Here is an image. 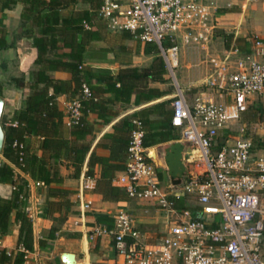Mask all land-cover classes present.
Wrapping results in <instances>:
<instances>
[{
  "label": "built area",
  "instance_id": "1",
  "mask_svg": "<svg viewBox=\"0 0 264 264\" xmlns=\"http://www.w3.org/2000/svg\"><path fill=\"white\" fill-rule=\"evenodd\" d=\"M217 10L212 0H102L99 15L111 32L129 31L142 43L158 45L176 89L172 124L189 145L187 159L192 164L186 180L171 183L168 191L137 122L126 167L113 182L129 199L152 202L169 212L178 211L176 199L183 197L200 204L197 209H181L159 243L140 241L127 211L114 215L113 226L94 225L90 239L111 238L121 264H264V119H244L256 98H264V40L256 39L244 55L236 45L223 53L210 52L218 29ZM179 41L207 53L204 78L188 87H182L176 75ZM89 95V86L83 84V97ZM81 105L80 97L66 103L68 125L81 116ZM237 122H244L242 130L248 128L251 134L230 140L224 132ZM15 145L23 160L26 145ZM85 188L87 184L78 194L83 211L93 204ZM0 250L22 253V264H41V253L22 243L10 250L0 237Z\"/></svg>",
  "mask_w": 264,
  "mask_h": 264
},
{
  "label": "trees",
  "instance_id": "2",
  "mask_svg": "<svg viewBox=\"0 0 264 264\" xmlns=\"http://www.w3.org/2000/svg\"><path fill=\"white\" fill-rule=\"evenodd\" d=\"M17 4L23 6V22L16 37L33 39L31 45L37 50L34 60L37 67L32 71L30 80L25 76L13 78L16 87H31L33 90L24 107L16 109L11 117L6 113L3 115L6 141L2 152L4 160L0 163V183L11 184L14 188L9 197L0 196V234L8 233L15 222L20 230L18 244L22 243L33 249V219L25 209L30 186L23 173L29 174L36 182L49 186V196L54 199L48 200V214L55 221L51 230L55 233L61 229L70 214L75 212L70 191L51 186L64 179L56 159L64 158L74 166L75 176L81 174L92 148L90 138L94 132V123L89 116L95 114L102 122L109 123L120 114L113 107L114 104L130 103L135 95V104L139 106L174 93V85L168 76L160 49L153 42L144 45V53L154 55L152 63L147 67H126L118 74H113L106 68H87L84 65L88 51H110L109 46H95L99 41L108 44L112 41L110 30L99 15L102 0H0L2 10L12 9ZM81 4L84 6H80ZM3 31L6 32V29ZM220 34L224 37L227 48L232 43L242 48L239 44L241 39L234 38L233 33L220 31ZM121 36L127 40L132 39L133 34L124 31ZM249 45L247 43L248 50ZM11 46L13 45L8 42L6 35H0V49ZM53 71L70 72L72 78H55L51 74ZM83 84L90 88L91 95L88 97H83ZM2 88L3 82L0 80V95ZM59 95H67L69 100L81 98L82 114L72 125H68L65 120L67 112L59 106ZM173 99L172 97L156 105L144 107L122 118L115 124L114 132L106 133L100 138L96 146L108 147L111 153L109 156H100L93 151L89 157L86 175L96 179L95 191L103 199L118 201L127 197L121 187L114 185L113 179L126 167L132 134L138 127L137 122L141 123L144 130V146L148 148L176 135L177 127L172 124ZM263 111L260 103H254L244 119L249 122L258 120ZM31 136L40 139L41 152H31L28 143ZM223 139H219V145L223 144ZM15 142L26 145L23 160L20 159L21 149ZM13 164L23 173L17 172ZM97 165L102 166L99 177L95 175ZM183 198L176 199V208L197 209L196 206L187 205ZM56 213L59 216H55ZM98 221L112 226V221L106 216H99ZM164 236L154 243L161 242ZM23 260L20 252L9 255L6 250H0V264H22Z\"/></svg>",
  "mask_w": 264,
  "mask_h": 264
},
{
  "label": "crops",
  "instance_id": "3",
  "mask_svg": "<svg viewBox=\"0 0 264 264\" xmlns=\"http://www.w3.org/2000/svg\"><path fill=\"white\" fill-rule=\"evenodd\" d=\"M212 2L218 7V28L225 30L226 33H233L234 38L241 39L239 44L242 46L240 49L243 55L253 49V46L249 47L250 50L247 49V43L249 42L246 41H250L251 37L264 40V19H262L264 12L254 13V15L251 14L253 15V19L249 20L251 17L245 16L247 9L244 7L247 6L249 0H212ZM80 6H84V4ZM236 6H240L244 10L235 11ZM22 10L23 6L21 4H17L12 9L7 8L2 10L0 7V35H6L8 42L13 45L9 48L0 49V80L3 82L2 96L6 101L5 108L9 107L6 113L9 117L12 116L16 109L25 106L27 98L33 90L31 87H16L13 78L25 76L27 80H30L32 78V71L37 67L34 64L37 50L31 45L33 39L16 37L21 31L23 22L21 18ZM229 19L235 21L229 22ZM3 29H6V32ZM112 33L120 37L118 42L113 43L111 41L109 44L103 41L96 42V47L109 46L110 51H88L84 61V65L87 68H106L112 71L113 74H118L122 68L147 67L152 63L154 55L145 54L144 46H142L140 52L133 53L129 47L124 45L123 41L125 39H122V32ZM243 42H246V46L243 45ZM220 44L221 49L218 50L228 49L224 38L221 39ZM234 44L232 43V45ZM128 52L131 53L128 57H124V53ZM51 74L55 78L64 80H70L72 78V74L67 71H53ZM197 81H192L191 83L186 81L184 87L191 86ZM164 87L167 86L164 85ZM175 91L174 86V93L143 103L139 106L135 104V95H133L130 103L118 102L113 107L119 110L120 114L114 117L109 123L102 122L95 114L89 116V119L94 123V132L90 138L92 148L86 157L81 174L78 176L74 175L75 168L69 161L64 158L56 159L59 172L64 179L62 182L53 183L51 186L63 187L70 191V199L74 203L73 210L75 212L70 214L68 220L62 224L61 229L55 233L51 231L55 221L53 216L48 214V200L54 199L49 196V186L44 184L38 185L29 174L23 173L28 179L30 186V193L26 200L25 209L33 219L34 249L41 253V264H48L49 262L64 264L61 257L64 252L76 253L78 264H121L120 257L116 252L111 238L99 237L92 240L89 237L94 225L103 224L108 226L105 222L98 221L99 216L108 217L112 221L113 226L114 215L120 211H127L132 215L136 228L140 232V241L144 243L153 244L167 234L172 223L181 214L182 210L180 208L176 212H169L167 209L152 202L129 199L128 197L118 201L105 200L101 194L95 191L96 179L88 177L86 172L88 170L89 157L93 151L100 156L110 155L111 151L108 147H97L96 145L104 134L114 132V126L117 122L139 109L153 106L172 98ZM57 99L60 108L65 110L69 96L59 95ZM65 120L68 121V116L65 117ZM175 133L176 135L172 139L149 148L157 164L163 187L168 191L171 190L169 188L171 183L179 185L184 182L192 168V164L187 159L191 149L181 139V131L179 128L175 130ZM39 142L40 139L37 136L28 138L32 153L35 151L41 152L39 150ZM101 172L102 166L97 165L95 167L96 177H99ZM113 183L117 185L115 182ZM83 184L88 185V188H85L86 198L93 201L92 206L85 211L81 209L78 199V194L80 189L83 188ZM12 191L13 186L11 184L0 183V196L9 197ZM183 199H186L187 205L193 206L190 203V199L188 200L187 197ZM182 201L185 202V200ZM55 216H59V213H56ZM210 223L212 224V221ZM19 231V225L14 222L8 233L0 234L1 240L7 249H16L18 246Z\"/></svg>",
  "mask_w": 264,
  "mask_h": 264
},
{
  "label": "rangeland",
  "instance_id": "4",
  "mask_svg": "<svg viewBox=\"0 0 264 264\" xmlns=\"http://www.w3.org/2000/svg\"><path fill=\"white\" fill-rule=\"evenodd\" d=\"M233 7V6H232ZM237 8H232L235 11H240V10H244L241 9L240 6H236ZM243 7V6H242ZM245 9H247L245 16L251 17L250 19H253V15L254 13H263L264 12V0H249V2L247 3V6ZM230 8V7H229ZM249 14V15H248ZM253 14V15H251ZM262 15V14H261ZM260 15V16H261ZM262 17V16H261ZM264 19V16L263 18ZM233 21L232 19H229V22ZM235 21V20H234ZM233 21V22H234ZM231 30V29H229ZM220 31H225V30H220V28L217 29L216 31V40L213 43V45L211 44V48H210V52H219V53H223L224 49L222 51L218 50L221 49V44L220 41L221 38V34ZM112 33V32H110ZM112 35V42H118L119 40V36L115 35V34H111ZM252 35V34H251ZM250 41H246L249 42L250 45L249 46H253L255 40L257 39V37H251ZM124 45H126L127 47L130 48V50L134 53V52H140L142 49V46H144L145 44L142 43L138 38L136 37H132V39H128V40H124ZM246 42H243V45L246 46ZM180 44V66L177 68L176 70V75L182 85V87H184L186 81H188L189 83H191L192 81H196V80H201L202 78H204L205 74H206V64L203 60H205V58H207V53L204 50H195L193 48H187L186 46L182 45L181 41H179ZM131 53V52H130ZM128 53H124V57H128V55L130 54ZM262 60H264V58H261ZM256 97V95H255ZM255 103H260L263 108H264V98L261 96H258L256 98ZM9 107L5 108V112L7 113V109ZM260 119L263 120L264 119V111L263 113L260 115ZM244 122H237L234 123L232 125L229 126V128L224 132V135H227L228 138L230 140L238 137L241 134H251V132L249 131L248 128H246L244 131L242 130L244 124ZM4 160L3 155H1V162ZM190 203L194 206L200 205L197 201V199L195 198H190Z\"/></svg>",
  "mask_w": 264,
  "mask_h": 264
},
{
  "label": "water",
  "instance_id": "5",
  "mask_svg": "<svg viewBox=\"0 0 264 264\" xmlns=\"http://www.w3.org/2000/svg\"><path fill=\"white\" fill-rule=\"evenodd\" d=\"M6 101L2 95H0V163L1 155L6 141V130L3 125V115L5 112ZM64 264H78L77 255L74 252H64L62 255Z\"/></svg>",
  "mask_w": 264,
  "mask_h": 264
}]
</instances>
